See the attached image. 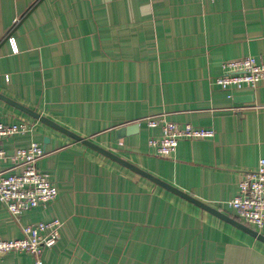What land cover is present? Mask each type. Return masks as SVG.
<instances>
[{
    "label": "crops",
    "instance_id": "obj_1",
    "mask_svg": "<svg viewBox=\"0 0 264 264\" xmlns=\"http://www.w3.org/2000/svg\"><path fill=\"white\" fill-rule=\"evenodd\" d=\"M245 56L264 62V0H0V95L235 219L225 202L264 159V82L225 91L215 78ZM146 117L216 134L161 157ZM21 121L34 130L0 141V172L20 173L10 156L37 142L59 196L18 217L0 202V241L60 219L45 264H264L263 241L0 97V122ZM33 261L0 253V264Z\"/></svg>",
    "mask_w": 264,
    "mask_h": 264
},
{
    "label": "built area",
    "instance_id": "obj_2",
    "mask_svg": "<svg viewBox=\"0 0 264 264\" xmlns=\"http://www.w3.org/2000/svg\"><path fill=\"white\" fill-rule=\"evenodd\" d=\"M214 1V0H211ZM13 52H18L15 39H9ZM223 73L215 78L221 89L241 90L245 87L256 89L264 82V62L254 56L229 59L223 62ZM233 94L229 93V97ZM151 128L161 127L159 137L149 140V146L156 155L170 157L180 140H200L215 137L210 127H196L191 123H177L164 117H146ZM141 122V121H139ZM34 123L21 121L13 124L0 122V141L17 134L33 132ZM46 154V149L33 142L28 147L17 149L10 157L20 173L0 172V202L14 217L24 211L39 206H47L59 196V189L53 185L49 175L38 167V162ZM7 157L0 147V161ZM234 209L238 219L246 225L254 226L259 232L264 228V159L255 171L247 173L239 183L238 194L225 202ZM62 221L53 219L24 226L22 236L17 239L1 240L0 253L26 252L33 256V264H45L43 251L53 247L61 236Z\"/></svg>",
    "mask_w": 264,
    "mask_h": 264
},
{
    "label": "water",
    "instance_id": "obj_3",
    "mask_svg": "<svg viewBox=\"0 0 264 264\" xmlns=\"http://www.w3.org/2000/svg\"><path fill=\"white\" fill-rule=\"evenodd\" d=\"M0 97L10 101L11 103H13L14 105L18 106L19 108H21L23 111H25L26 113H28L29 115L35 117L36 119H39L40 121L46 123L47 125L62 131L63 133L69 135L70 137L76 139L77 141L82 142L83 144L87 145L88 147L99 151L100 153L110 157L111 159L125 165L126 167L132 169L133 171H136L138 173H140L141 175L147 177L148 179L152 180L153 182H155L156 184L176 193L177 195L185 198L186 200L198 205L199 207L209 211L210 213L216 215L217 217L227 221L228 223L242 229L243 231L249 233L250 235H252L253 237H256L257 239L261 240L264 242V234H262L261 232H259L258 230H255L249 226H247L246 224L240 222L239 220L235 219L234 217L230 216L229 214L221 211L220 209H217L215 207H212L211 205L197 199L196 197L190 195L189 193H186L184 191H182L181 189L159 179L158 177L148 173L147 171L135 166L134 164L128 162L127 160L121 158L120 156L114 154L113 152L101 147L100 145H97L96 143H94L93 141H91L90 139L84 138L72 131H69L68 129H66L65 127L55 123L54 121L50 120L49 118L42 116L41 114L27 108L24 107L12 100L7 99L6 97L0 95ZM140 127V123H133L130 125H127L125 127H122L121 129H119L117 131V137H124L126 132L130 133V132H135L138 128ZM49 139L45 138V142H48ZM45 148V147H44Z\"/></svg>",
    "mask_w": 264,
    "mask_h": 264
},
{
    "label": "trees",
    "instance_id": "obj_4",
    "mask_svg": "<svg viewBox=\"0 0 264 264\" xmlns=\"http://www.w3.org/2000/svg\"><path fill=\"white\" fill-rule=\"evenodd\" d=\"M237 219H238V217H237Z\"/></svg>",
    "mask_w": 264,
    "mask_h": 264
},
{
    "label": "rangeland",
    "instance_id": "obj_5",
    "mask_svg": "<svg viewBox=\"0 0 264 264\" xmlns=\"http://www.w3.org/2000/svg\"><path fill=\"white\" fill-rule=\"evenodd\" d=\"M30 123V122H29Z\"/></svg>",
    "mask_w": 264,
    "mask_h": 264
}]
</instances>
